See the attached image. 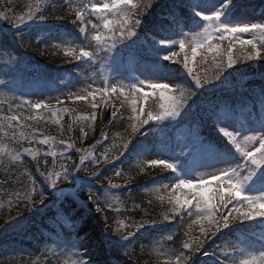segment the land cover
<instances>
[{
  "label": "trees",
  "instance_id": "16d2710c",
  "mask_svg": "<svg viewBox=\"0 0 264 264\" xmlns=\"http://www.w3.org/2000/svg\"><path fill=\"white\" fill-rule=\"evenodd\" d=\"M180 1L188 5V0ZM168 2L175 1L137 0L135 5L144 6L143 14L128 5L119 6L110 12L111 28L105 29L100 14L88 9V0H0V17H7L0 23V69L3 61L9 65V70L2 73L4 82L0 83V143L9 154L12 150L15 155L8 159L7 154L0 157V191H4L0 192V200L4 202L0 230L9 213H18L21 223L17 228L7 229L0 237V264H66L56 255L60 253L57 251L68 247L83 248L86 264H131L130 260L121 261L113 254L114 242L123 235L113 230L114 221L108 211L87 201L85 195L72 191L75 187L67 180L59 182L52 191L47 189L49 193L45 187H40L41 177L49 183L54 161L60 159L59 146L65 145L72 149V154L65 156L68 158L65 162L68 165L70 162L67 176L71 177L76 166H85V172L77 173L76 178L87 183L90 180V185L99 190L95 194L100 197L101 188L115 185L112 191L125 200L127 206L120 217L135 229L131 230L134 235L125 241L135 264H163L154 263L158 259L150 246L158 240H162L165 250L174 256L167 261L171 264L182 254L184 264H207L206 261L241 264L245 260L260 264V261L256 263V257L264 253V217L242 219L240 212L249 210L242 196L264 194L261 182L264 165L244 183L241 197H232L226 206L219 202L215 192L224 184L226 176L207 185L213 190L207 195L215 197L213 203L218 209L213 211L211 219L196 207L197 200L203 199L201 187L184 192L173 183L174 170L185 165L190 150L197 148L206 163L219 162L233 169L242 166L238 173L244 172L245 164L254 167L245 159L237 166L239 159L223 139L219 121L237 107L245 109L248 103L260 120L262 114L258 109L264 108V32H261L263 37L256 33L258 36H253L250 44L232 43L235 39L228 34L221 40L218 33V37L210 40L212 48H198L195 56L193 40L184 34V50L180 49L177 59L159 71L163 81L173 84L172 89L138 95L132 89L121 92L100 81L103 74L99 73V64L104 62V57L109 58L107 71L112 78L121 76L123 79L124 64L128 62L135 69L153 72L155 55L137 38L149 26L166 23L159 13L165 11ZM234 2L237 7L264 6V0ZM30 10L36 13V19L14 28L10 17ZM173 13L181 19L188 15L185 9L175 8ZM40 16L46 19L41 21ZM136 17L142 20L134 29L136 34L130 40L119 39L127 27L123 22ZM192 20V25L198 22ZM94 32L104 38L99 45L91 38ZM81 50L95 55L91 59H76ZM128 54L133 57L131 61ZM229 55L234 61L231 68L227 67ZM248 56L253 58L249 60ZM221 62L224 71L217 80V66ZM205 78L210 83L196 87L195 79L203 81ZM91 82L95 85L89 90L77 96L66 95L56 106L42 104L37 109L18 102L16 97L18 94L39 97L55 94L84 84L88 86ZM162 96L182 100L181 115L176 120L166 118L141 124L140 120L146 119L149 112L158 114L163 111L161 105L172 102ZM134 107L136 112H133ZM43 138L54 141L55 146L41 144L39 140ZM181 141L186 142L183 149L187 155L179 152L175 156L173 153ZM193 142H197L196 146ZM166 149L171 150L166 154L172 169L146 162L149 157L163 156ZM24 189L40 194L29 203L19 202L17 196L22 191L17 190ZM227 191L225 188V196ZM8 198L16 204L11 205ZM229 212V227L218 231L216 221ZM141 224L143 226L137 230L136 226Z\"/></svg>",
  "mask_w": 264,
  "mask_h": 264
},
{
  "label": "rangeland",
  "instance_id": "374dc122",
  "mask_svg": "<svg viewBox=\"0 0 264 264\" xmlns=\"http://www.w3.org/2000/svg\"><path fill=\"white\" fill-rule=\"evenodd\" d=\"M190 3H192V0H189ZM89 2V8L91 11H93V7L99 8L101 9V11L99 12H95L97 14H100L101 16V23L104 26L105 24H108V28L105 29H109L111 28V24L113 23L112 19H111V15L109 14L110 11H105L104 10V5H111L112 4V0H88ZM224 2H227V0H216L217 3V7H220ZM132 4L136 3V0H131ZM234 4V1L232 0V3L230 6H232ZM122 6V5H120ZM186 7V6H185ZM26 10V9H25ZM229 10V9H228ZM190 16L195 17V13L194 10L190 7L189 10ZM94 12V11H93ZM28 12H24V13H19V15L17 16H12L10 18H12V20H16L18 22V18L21 16H26ZM227 13V10L224 12V14L221 17V23L222 25H239V26H243L245 24H247L249 26V28L251 29V25L252 24H264V6H256L254 8H236L234 11L232 10L229 18L224 21L223 19L225 18V15ZM203 14H207V15H211L212 13L210 11H205ZM165 15V14H164ZM168 15L169 17H173L172 15V11L169 9L168 10ZM196 19L200 20L199 17H195ZM4 17L1 16L0 17V23L4 22ZM201 21V26L194 32L192 33V39L196 42H199L200 40L204 39V37L202 35H199L201 33H203V29H204V21ZM170 25L175 26V24L173 22H168ZM182 30H186L187 29V21H181L180 22V27H178ZM254 31L256 30H250L249 32H245V33H234L233 38H235V41L232 43H237V42H243V41H249L251 39V37L254 35ZM145 35H139L137 40L141 41L144 43L145 46H152L151 43H148V40L146 39V37H149V39L151 40V42L153 41L156 47L155 52H158L156 54H159V62L163 63L164 66H167L169 63H171V61L173 59H177L176 55L178 53V44L177 42L173 41V32H171L169 30V26H161L158 24V26L155 28H151L150 26L146 29V31H144ZM95 35H99L97 32H94L91 35V38ZM147 35V36H146ZM216 33H213V36L216 37ZM212 36V37H213ZM164 40V44H161L160 41ZM65 44V43H64ZM170 44V46H168ZM165 49V50H164ZM155 49H152V51H154ZM40 52L44 53V50H41ZM46 53V52H45ZM175 54V55H173ZM165 56H168L169 59H164ZM100 58V57H99ZM102 58V57H101ZM109 58H102V60L104 62H100V69H99V73L103 74V77L108 79V75L106 72L107 69V60ZM1 69H0V81L4 82L2 80L3 77V72H6L9 70V65L7 62L3 61L1 62ZM106 73V74H105ZM158 72L153 73V74H149V75H144V74H139L140 78L138 79V81H134L131 82V84H134L133 86L139 89V93H143L144 95H147L148 93H152L155 90L158 89H153L152 87H150L151 84H166L168 87L167 89H172L173 88V84L171 83H167L165 81H163L159 76H158ZM102 77V78H103ZM98 78V77H97ZM107 81V80H106ZM115 82V81H113ZM112 82V83H113ZM108 83V82H106ZM93 85V83H91ZM115 84V83H114ZM119 88V84L116 85ZM129 89V88H127ZM89 90V86L87 85H81L77 90H74L71 94L72 95H81L83 94L85 91ZM126 90V89H123ZM9 98V97H8ZM23 101L29 102L32 105H35L37 103L40 102H46V103H55L58 99H62L61 96H56L53 97L49 94L42 96V97H38L36 95L32 96V97H27L24 96L22 97ZM21 99V100H22ZM264 119V118H263ZM241 123L242 125L239 126L238 124ZM221 127H223L225 130L232 132L233 134L237 131L238 132V136L236 137L238 141H243L244 137L247 135H262L264 134V128L263 129H257V124L255 122V116L249 111V109H245L244 111H239L237 113V115H232L229 117L224 118L221 122H219V128L221 129ZM242 127V128H241ZM219 129V130H220ZM221 131V130H220ZM222 133V131H221ZM202 135H204V132L201 133ZM223 139L225 141L228 142L227 137H225L222 133ZM46 138H43L41 140H39V142L43 145L47 144L48 146L54 145V141L48 142L45 140ZM255 144V147H259V144L257 142H253ZM168 145V144H167ZM186 145V142H180L179 143V148L182 149L184 146ZM63 146V145H62ZM59 151H60V159L57 161H54V166L55 168L53 170H50L49 172V183L48 181L46 182L44 180V178H42L41 176V180L39 181L40 183V187L44 188L45 190L48 192L50 189L51 191L53 190L54 186H56L59 182H62L64 180H67V183L72 184L73 187H75L72 191H74L76 194L79 195H85L87 198V201H91V203L93 204H97L99 205L98 208L103 207L104 211H108L106 213H109L108 215L111 216L113 218L114 221V227L113 230L114 231H121L123 237L127 236L129 232L135 231L134 227H130V224H127L125 220H123L120 217V214L123 213V211L126 208V203L125 200L122 199V196H120L119 193L112 191L113 187L111 186L109 189H104L101 188V192L103 193L102 196L100 197V195L95 194L96 191H99L97 188H95V186H93V184L90 185V180H87L89 183L87 182H82V180L76 178V174H82L85 172L86 167H79L76 166L74 172L72 173L71 177L67 176V173H69V168H70V162L69 165L68 163L65 162V160H68V158L65 156L67 155H71L72 153V149L70 148V146L65 145V147H61L59 146ZM171 148V146H170ZM235 149V148H234ZM255 150V149H253ZM195 151V150H194ZM165 154L161 157L158 156H153V157H149L146 159V162L148 163H152L153 160H157V161H161L160 163L157 164H165L168 163L170 161V159L168 158V155L166 153L171 152V150L166 149V151H164ZM196 153H199L200 150L195 151ZM0 157L4 154H7V159L8 157H14L15 155L13 154L12 150L11 153L9 154L5 148V146L3 145V143H0ZM174 154V153H173ZM71 159V158H70ZM244 161V158H240L237 161V166L240 165L242 162ZM192 165V166H191ZM224 169H233V167H225L222 164H203L202 162V158L200 156L196 157L194 162H192V164H189L186 167H182L180 166L177 170H176V182L177 184H179L180 181H186L188 183H191L193 185H199L202 184V182L205 181H214L213 178V174L215 173L216 176H220L223 175L225 176V174L221 171ZM39 177V179H40ZM66 177V178H65ZM51 180H55L56 183L53 186V184L51 183ZM47 183H48V188H47ZM87 183V184H86ZM93 183V182H92ZM190 189V188H181V190H183L185 192V190ZM17 191H22L20 193V195H18V200L19 202H30L31 199H35L36 198V194H40L39 191H35L36 194L33 193V191H29L27 192L26 189L24 190H17ZM0 192H4V191H0ZM41 192V191H40ZM49 193V192H48ZM29 194V196H28ZM264 195V194H263ZM246 196V195H244ZM97 197H99V199H97ZM37 199V198H36ZM8 201L11 203V205H15L16 203L14 201H10V199L8 198ZM4 202H1L0 200V211L3 208ZM7 206V205H5ZM98 208H95V210H98ZM7 212V210H6ZM19 215L17 214H11L10 213L7 215L4 224V228L2 230H0V237L6 234L7 229H12V228H17L19 227V225L21 224L20 221L18 220ZM122 237L121 240L114 242V245L112 247L113 249V254L114 256L118 257L121 261H125V260H130L131 264H135L134 261V255L130 252V248H127L126 246V240ZM2 238V237H1ZM163 241L162 240H158L157 242H154L151 246L152 250H155V259L157 258L158 260H156L157 262L154 263H163L165 264V262H167L170 258L174 259L173 255H170L168 250H165V248L163 247ZM108 243H112V241H108ZM125 243V244H124ZM60 252L56 255V253L54 252V255H56L58 258H60L61 262H65L66 264H86V257L83 254L84 253V249L83 248H72V247H68L65 249H62L61 251H57ZM133 259V260H132ZM260 261V264H264V253L263 255H260L259 257H256V263ZM13 263H16V261H14ZM125 263V262H124Z\"/></svg>",
  "mask_w": 264,
  "mask_h": 264
},
{
  "label": "snow or ice",
  "instance_id": "6c2138e0",
  "mask_svg": "<svg viewBox=\"0 0 264 264\" xmlns=\"http://www.w3.org/2000/svg\"><path fill=\"white\" fill-rule=\"evenodd\" d=\"M232 0H227V2H224L220 7H217L216 0H192V3L190 7L194 10L195 17H199L200 20L204 21V29L203 33L199 34L204 37V39L200 40L199 42L194 41L193 46H192V54L193 56L196 55L197 49L198 48H204L207 47L209 49L212 48L210 40L213 36V33H219V38L221 40L225 39L226 36L225 34H228L231 36L234 33H245L249 32L250 30H259L261 32H264V24H252L251 29L247 24L243 26L239 25H222L221 23V17L224 14V12L228 9V7L231 5ZM120 5H128L131 8H135L137 12H142V8L144 6H137L135 4L131 3V0H112L111 5H104V10L105 11H112L113 9L118 8ZM94 12H99L101 9L93 7L92 9ZM205 11H210L212 14L207 15L203 14ZM79 16L80 13H77ZM7 18V17H5ZM36 19V13L32 10H30L26 16H21L18 18V23L16 20L12 21V26L14 28H18L20 25H25L27 22L32 21ZM39 19L41 21L45 20L46 18L43 16H40ZM127 27L124 28V35H122L119 39L123 40L125 37L127 39H131L136 32L134 31L135 27L141 25L142 20L139 17H136L135 19L132 20H125L123 22ZM108 24H105L104 27L108 28ZM81 32H84V29H80ZM104 39L100 35H95L92 37V40L96 41L97 44L99 45L101 40ZM161 44H164V40L160 41ZM243 43H251V41L247 42H241ZM170 46V44L168 45ZM179 46L181 51L184 50L185 47V41L180 40L179 41ZM255 47V45H252ZM214 50V49H213ZM229 52H231V49H229ZM95 53L87 51V50H81L79 53V56L76 57V59L80 58H86V59H91ZM175 55V54H173ZM252 56H248L247 59H252ZM164 59H169L168 56H165ZM234 61L232 59V56L229 55L228 61H227V67L231 68L233 65ZM185 68L188 67L187 63H185ZM189 73L191 74V69H188ZM224 71V65L221 62L217 66V75L216 79L219 80L220 76L223 74ZM2 83V81H0ZM196 87H203L204 84L210 83L208 79H204L201 81V79H195ZM150 87L153 89H167L166 84H151ZM134 92H139V89H133ZM162 99L166 100H171L172 102L167 105H161L163 111H161L158 114L153 115L151 112L148 113L147 118L140 120L139 116H136L135 118L137 120H140V123L143 125H147L149 121H162L166 118H170L172 120H176L178 116L181 115V105L183 104L182 100H175L171 97H163ZM135 103V101H133ZM35 108L39 109L42 107L41 104L37 103L34 105ZM95 107V105H93ZM137 109L134 107L133 112H136ZM140 112H143V108L139 109ZM11 119L15 120L16 117H11ZM225 137L228 139V143L232 145L233 148H235L236 152L239 153V155L245 159V161H250L251 165L254 167H248L247 164L243 166L244 172H239L238 169H240L242 166H240L237 169H224L221 170L225 176L226 180L223 185L215 189L216 195L219 198V202L222 205L226 206V203L230 201L232 197H241L242 193V188L245 182H247L256 172L258 168H260V165H264V134L262 135H247L244 137L243 141H238L236 136L233 135L232 132L225 130L223 127L220 129ZM253 142H257L259 144V147H255V144ZM127 147V145H125ZM255 149V150H253ZM257 153H259V156H257ZM31 154V153H29ZM16 159H19V157H16ZM161 161L153 160V164L160 163ZM165 169H172L173 166L170 163H165L164 165ZM50 178V177H49ZM66 178V177H65ZM214 179H218L219 177L216 176V174H213ZM261 182L264 183V177L261 178ZM51 183L53 186L55 185L56 181L51 180ZM210 181H205L202 182L201 185H193L191 183H188L186 181H180L179 184L175 185L176 188H192V187H201L203 191L200 193L201 197L203 199H198L196 207L198 210L202 211L209 219H211L212 213L214 210L218 209L216 208V205L213 203V200L215 197L211 195H207L208 193L212 192L213 190L209 188L207 185L210 184ZM112 187H116L115 185H112ZM227 188V195H224V189ZM242 200L248 202V211L240 212V209H236V211L240 212V218L242 219H247V220H253L257 215H260L264 217V211H257L256 209L258 207L264 208V195L261 196H242ZM185 203H189L188 201H185ZM183 207V205H181ZM99 210V209H98ZM230 217H231V212H229L228 216H222L220 220L216 221V227L217 230L219 231L220 228H227L229 227L230 224ZM143 225H137V230H139L140 227ZM134 233L129 232L127 236H124L123 238L127 240L130 236H133ZM187 247V245H185ZM199 247V245H197ZM185 257L183 254L177 258L175 264H184ZM167 264H171V262H167ZM241 264H254V261H249L245 260L242 261Z\"/></svg>",
  "mask_w": 264,
  "mask_h": 264
},
{
  "label": "clouds",
  "instance_id": "9594fccd",
  "mask_svg": "<svg viewBox=\"0 0 264 264\" xmlns=\"http://www.w3.org/2000/svg\"><path fill=\"white\" fill-rule=\"evenodd\" d=\"M256 210H257V211H264V208H262V207H258Z\"/></svg>",
  "mask_w": 264,
  "mask_h": 264
}]
</instances>
